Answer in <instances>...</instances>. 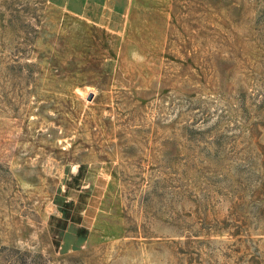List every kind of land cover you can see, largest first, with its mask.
I'll list each match as a JSON object with an SVG mask.
<instances>
[{
    "label": "rangeland",
    "instance_id": "374dc122",
    "mask_svg": "<svg viewBox=\"0 0 264 264\" xmlns=\"http://www.w3.org/2000/svg\"><path fill=\"white\" fill-rule=\"evenodd\" d=\"M0 264H264V0H0Z\"/></svg>",
    "mask_w": 264,
    "mask_h": 264
},
{
    "label": "crops",
    "instance_id": "0c3cea01",
    "mask_svg": "<svg viewBox=\"0 0 264 264\" xmlns=\"http://www.w3.org/2000/svg\"><path fill=\"white\" fill-rule=\"evenodd\" d=\"M81 1H83V2H84V4H86V3H87V0H81Z\"/></svg>",
    "mask_w": 264,
    "mask_h": 264
},
{
    "label": "water",
    "instance_id": "95a60500",
    "mask_svg": "<svg viewBox=\"0 0 264 264\" xmlns=\"http://www.w3.org/2000/svg\"><path fill=\"white\" fill-rule=\"evenodd\" d=\"M91 98V96H89Z\"/></svg>",
    "mask_w": 264,
    "mask_h": 264
}]
</instances>
